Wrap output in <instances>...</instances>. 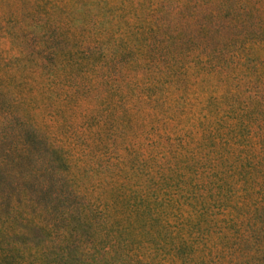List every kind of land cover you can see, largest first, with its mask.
<instances>
[{"label":"trees","instance_id":"trees-1","mask_svg":"<svg viewBox=\"0 0 264 264\" xmlns=\"http://www.w3.org/2000/svg\"><path fill=\"white\" fill-rule=\"evenodd\" d=\"M219 3L214 17L226 13L236 23L255 24L244 0ZM161 5L166 11L156 17L148 56L140 59L158 73L145 83L156 102L169 100L176 75H189L190 67L173 58H192L201 74L206 65L217 70L223 66L220 59L227 67L236 57L212 51L205 39L184 37L170 47V34L153 30L169 29L179 5L168 0ZM54 40L61 47L52 51L70 47L64 39ZM94 47L83 46L84 54L91 58ZM42 57L46 70L52 68L49 61L58 64L47 52ZM255 64L264 68L263 60ZM65 76L69 83L85 85V78ZM108 78L102 76V89ZM155 83L160 89L151 90ZM179 99L181 94L173 97ZM251 99L250 109L264 112V93L254 90ZM225 105L215 97L202 102L188 112L187 125L162 128L149 140V152L134 153L130 161L109 154L99 166L114 188L106 197L80 176L71 150L21 119L0 92V264H264V116L259 114L249 131L245 106L228 123L225 117L235 106ZM179 110L186 113L182 105Z\"/></svg>","mask_w":264,"mask_h":264},{"label":"rangeland","instance_id":"rangeland-1","mask_svg":"<svg viewBox=\"0 0 264 264\" xmlns=\"http://www.w3.org/2000/svg\"><path fill=\"white\" fill-rule=\"evenodd\" d=\"M161 1L0 0V92L8 96L21 119L71 150L80 176L95 193L106 197L114 188L108 184L110 179L99 173V166L109 154L122 162L130 161L134 153L144 155L155 133L187 125L192 119L188 112L202 102L215 97L223 106L234 105L231 118L225 117L228 123L239 118L237 112L240 110V116L239 108L245 106L249 131L255 130L260 114L258 106L252 110L246 103L251 102L254 90L264 93V68L257 70L255 64L264 61L260 36L264 34V0H244L253 11L254 25L236 23L226 13L214 17L212 12L221 8L219 0L209 4L205 0H168L171 6L179 5V10L172 12L169 29L153 30L154 34L168 37L169 33L170 47L184 37L205 39L212 51L219 48L224 55L236 57H230L233 64L227 67L220 59L223 66L217 70L206 65L201 74L193 67L192 58H173L190 67L189 75H176L169 100L156 102L145 83L156 79L158 73L140 59L148 53L149 30L156 26V17L166 11ZM54 38L68 41L70 47L61 53L52 51L55 45L61 47ZM85 45H95L91 58L84 54ZM46 52L58 62L52 65L49 61L51 70L43 66ZM66 72L85 78L86 86L69 83ZM106 74L109 84L102 89L100 82ZM234 76L242 78L239 83ZM179 84L181 91H177ZM178 94L182 99L177 102L173 97ZM185 96L189 101H183ZM181 105L185 114L179 110ZM244 133L247 136V131Z\"/></svg>","mask_w":264,"mask_h":264}]
</instances>
